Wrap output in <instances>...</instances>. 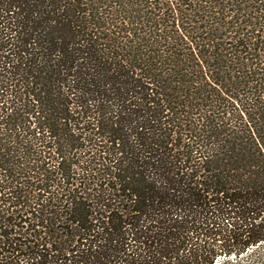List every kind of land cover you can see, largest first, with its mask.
I'll list each match as a JSON object with an SVG mask.
<instances>
[{
	"label": "trees",
	"instance_id": "1",
	"mask_svg": "<svg viewBox=\"0 0 264 264\" xmlns=\"http://www.w3.org/2000/svg\"><path fill=\"white\" fill-rule=\"evenodd\" d=\"M0 264H264V0H0Z\"/></svg>",
	"mask_w": 264,
	"mask_h": 264
}]
</instances>
